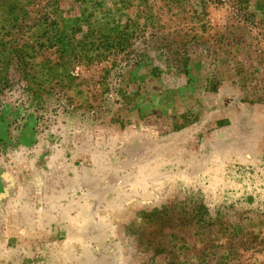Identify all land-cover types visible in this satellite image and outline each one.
<instances>
[{
	"label": "rangeland",
	"instance_id": "1",
	"mask_svg": "<svg viewBox=\"0 0 264 264\" xmlns=\"http://www.w3.org/2000/svg\"><path fill=\"white\" fill-rule=\"evenodd\" d=\"M0 264H264V0H0Z\"/></svg>",
	"mask_w": 264,
	"mask_h": 264
}]
</instances>
